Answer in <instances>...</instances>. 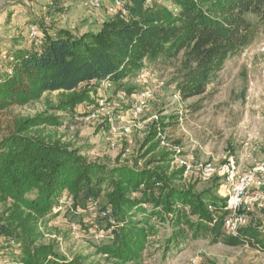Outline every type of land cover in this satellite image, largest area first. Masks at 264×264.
I'll return each instance as SVG.
<instances>
[{
    "label": "trees",
    "instance_id": "trees-1",
    "mask_svg": "<svg viewBox=\"0 0 264 264\" xmlns=\"http://www.w3.org/2000/svg\"><path fill=\"white\" fill-rule=\"evenodd\" d=\"M75 1L45 0L44 18H31L37 39L27 32L28 41L0 44V115L58 94L57 104L47 99L39 114L0 124V242L16 248L2 264H142L161 230H172L168 249L205 240L264 253V226L250 223L227 236L226 201L187 184L156 131L131 162L92 160L83 147L45 134L87 117L104 82L120 90L148 67L173 66L180 97H203L228 60L262 33L264 0H168L177 13L155 0H118L127 15L84 34L47 22L68 14ZM62 199L73 214L95 207L109 232L107 240L92 241L90 256H65L45 239Z\"/></svg>",
    "mask_w": 264,
    "mask_h": 264
},
{
    "label": "rangeland",
    "instance_id": "rangeland-1",
    "mask_svg": "<svg viewBox=\"0 0 264 264\" xmlns=\"http://www.w3.org/2000/svg\"><path fill=\"white\" fill-rule=\"evenodd\" d=\"M44 3L45 0H11L0 16V44L28 41V29L23 31L21 27L29 28L33 15L44 18ZM92 3V0H77L68 14L53 20L48 18L47 22L81 34L97 32L114 15L110 11L113 2L101 0L100 9H95ZM148 68L153 75L149 82L144 83L138 77L126 82L120 90L114 86L101 88L94 95L98 107L89 110L87 117L76 124L67 122L61 128H49L45 134L53 133L63 142L83 147V153L92 160L131 162L145 152L142 145L152 130L158 133L161 150L175 152L174 157L184 158L198 169L208 163L220 166L230 157L236 159L241 169L249 170L264 163V29L254 45L228 60L203 97L189 100L180 97L177 85L172 83L173 66ZM144 93L149 96L143 97ZM141 97L146 105L137 115L135 107ZM47 99L55 105L58 94L0 115V124H8L15 117L39 114L46 109ZM185 180L194 184L197 191H208L225 200L222 177ZM89 213L73 214L63 207L60 217L51 224L50 234L57 236L51 241L58 244L65 256L94 253L91 232L98 222H93ZM250 223L264 226V209L253 213ZM98 225L106 231L104 225ZM171 234L172 230H161L151 239L142 264H264V253L246 245L234 248L211 245L205 240H188L168 249ZM15 249L0 242V264ZM91 261L104 262L102 257H93Z\"/></svg>",
    "mask_w": 264,
    "mask_h": 264
},
{
    "label": "built area",
    "instance_id": "built-area-1",
    "mask_svg": "<svg viewBox=\"0 0 264 264\" xmlns=\"http://www.w3.org/2000/svg\"><path fill=\"white\" fill-rule=\"evenodd\" d=\"M101 0H92V5L95 9H100ZM158 3L166 4L169 9L173 10L175 13L178 9L168 0H155ZM113 8L110 9L112 13L121 14L123 16L127 15V10L124 4L118 0H112ZM11 3V0L1 1L0 3V16L7 4ZM29 37L32 39H37L39 36V29L36 25H31L28 28ZM152 71L149 69H144L139 74V79L147 83L153 77ZM114 85L111 82H104L102 88H112ZM149 94L144 93L143 97ZM146 105V100L144 98H139V102L135 107V114H141ZM102 106H100L101 110ZM104 111V109H102ZM129 132V129H125ZM172 167L175 169L184 170L185 179H201L207 181L215 176L222 177L224 182V194L226 201V210L228 211L227 216L224 219L223 231L227 236L235 235L242 228L248 227L250 225L251 215L256 211H261L264 209V163L257 165L247 172L242 173L239 165L234 157L226 159V162L220 166H215L211 163L201 166L200 169L195 167L190 162H187L184 158L175 157ZM70 202L66 199L60 201L59 209L69 207ZM84 212H90L91 219L93 222L97 221L99 214L95 207L89 209V211L78 209L75 214L81 215ZM77 229L76 226H73ZM99 228V230H98ZM89 232V231H88ZM91 237L93 241H104L109 237V232L103 231L98 224L94 227L91 232ZM46 240L57 239L56 235L45 234ZM14 244V243H13ZM6 261V260H5Z\"/></svg>",
    "mask_w": 264,
    "mask_h": 264
},
{
    "label": "crops",
    "instance_id": "crops-1",
    "mask_svg": "<svg viewBox=\"0 0 264 264\" xmlns=\"http://www.w3.org/2000/svg\"><path fill=\"white\" fill-rule=\"evenodd\" d=\"M75 4V3H74ZM26 29H28V26H27V28L25 27V26H22L21 27V30H23V31H25ZM123 114V113H122ZM240 170H241V172L242 173H245V172H247L248 170L247 169H241V166H240ZM5 259H3V261H4Z\"/></svg>",
    "mask_w": 264,
    "mask_h": 264
}]
</instances>
